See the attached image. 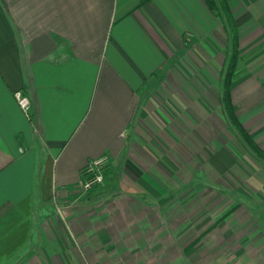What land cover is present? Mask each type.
<instances>
[{
  "label": "crops",
  "instance_id": "crops-1",
  "mask_svg": "<svg viewBox=\"0 0 264 264\" xmlns=\"http://www.w3.org/2000/svg\"><path fill=\"white\" fill-rule=\"evenodd\" d=\"M212 1L0 0V264H264V0Z\"/></svg>",
  "mask_w": 264,
  "mask_h": 264
},
{
  "label": "built area",
  "instance_id": "built-area-1",
  "mask_svg": "<svg viewBox=\"0 0 264 264\" xmlns=\"http://www.w3.org/2000/svg\"><path fill=\"white\" fill-rule=\"evenodd\" d=\"M15 97L23 110L28 114L31 105L30 98L21 90L15 92ZM108 156L101 155L90 159L85 166L84 188L89 190L93 185L103 182L104 168L108 163Z\"/></svg>",
  "mask_w": 264,
  "mask_h": 264
},
{
  "label": "trees",
  "instance_id": "trees-1",
  "mask_svg": "<svg viewBox=\"0 0 264 264\" xmlns=\"http://www.w3.org/2000/svg\"><path fill=\"white\" fill-rule=\"evenodd\" d=\"M211 9H215L218 4L217 2H214L211 0V2H208ZM222 4H225L226 2H221ZM226 9L227 6L225 5ZM216 11V10H215ZM219 15H222L221 12H218ZM234 69H235V55H231V57L228 60L226 69L224 71V96H225V100H226V105L229 111V115L232 117V119L234 120V107L231 106V101H230V87H231V83L233 80V75H234Z\"/></svg>",
  "mask_w": 264,
  "mask_h": 264
},
{
  "label": "rangeland",
  "instance_id": "rangeland-1",
  "mask_svg": "<svg viewBox=\"0 0 264 264\" xmlns=\"http://www.w3.org/2000/svg\"><path fill=\"white\" fill-rule=\"evenodd\" d=\"M52 207H53V206H52ZM53 213H57V212H56V209H55V211H53ZM67 218H69V217L67 216ZM62 222H66V223H68V220H66L65 217H64V220H63Z\"/></svg>",
  "mask_w": 264,
  "mask_h": 264
}]
</instances>
